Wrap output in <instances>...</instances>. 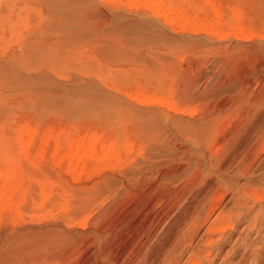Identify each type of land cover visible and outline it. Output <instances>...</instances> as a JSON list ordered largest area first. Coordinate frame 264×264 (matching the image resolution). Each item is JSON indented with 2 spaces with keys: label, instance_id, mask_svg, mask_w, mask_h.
I'll use <instances>...</instances> for the list:
<instances>
[{
  "label": "rangeland",
  "instance_id": "obj_1",
  "mask_svg": "<svg viewBox=\"0 0 264 264\" xmlns=\"http://www.w3.org/2000/svg\"><path fill=\"white\" fill-rule=\"evenodd\" d=\"M67 1L0 0V128L28 121L37 130L33 140L43 148L36 163L23 160L24 214H0V264H63L65 258L67 264H164L187 228L183 208H176L191 190L217 179L236 187L264 180L263 154L247 175L236 173L251 141L245 127L254 126L249 132L255 134L264 125V0H166L183 6L190 22L181 29L125 0ZM194 17L212 24L219 35L193 31L199 25L191 22ZM249 32L248 38L234 37ZM141 88L165 95L170 89L168 96L173 94L182 109L137 102ZM213 119L224 126L217 142L206 148L198 142L197 124ZM48 125L55 127L53 134L101 130L120 144L131 140L134 147L115 165L97 161L74 176L65 168L66 158L58 160L65 143L56 146ZM207 157L221 159L224 170L200 177L198 165ZM39 175L58 188L44 206L51 212L47 208L49 213L34 216ZM59 194L69 201V211L88 199L81 215L85 225L65 222L63 211L54 210ZM255 211L241 218L224 247L227 251L238 234L249 235L254 244L242 264H264V210ZM250 220L255 228L243 229ZM89 240L91 249L83 244ZM94 250L109 254V261L102 262Z\"/></svg>",
  "mask_w": 264,
  "mask_h": 264
},
{
  "label": "bare ground",
  "instance_id": "obj_2",
  "mask_svg": "<svg viewBox=\"0 0 264 264\" xmlns=\"http://www.w3.org/2000/svg\"><path fill=\"white\" fill-rule=\"evenodd\" d=\"M125 2H127V4L129 6L130 5L131 6L132 5L137 6V7L142 6L145 9H149L150 12H152L155 16L160 17L161 19L164 20V22L168 23V25L170 24L173 28L181 29L185 26L186 23L190 22L189 19H186L188 17H185V15H184L185 11H184L183 6L179 3L173 4L169 1L167 2L166 0H125ZM75 3H76V1H75ZM67 4L72 5L71 3H69V1H67ZM60 5H62V4H60ZM57 6H58V3H57ZM64 6H66V4ZM75 6L74 7L72 6V7L75 8ZM72 7H70V8H72ZM214 8H216V7H214ZM67 9H69V8H67ZM215 10H217V9H215ZM234 15H235V13H234ZM237 21H238V19H237ZM191 22L192 23L199 22V25H196V27H192L193 28L192 30L195 32L198 30H201V31L208 32V33H214L217 36L220 33V32L218 33V30H215L213 28L212 24L211 25H205L203 18L194 17L191 20ZM1 25H2V23H1ZM155 33L156 32L153 29H151V32H150L151 35L149 33L148 34L153 39L154 37H156ZM251 34L252 33H250V32L239 34V35L237 33H235L234 37L237 39H243V38L250 37ZM150 36H149V38H150ZM164 39H166V38H164ZM169 90L167 91L168 95L170 93ZM168 95H165L162 92H157V90H154V89H152L150 91L149 90L146 91V88L145 89L141 88L140 91L137 92V95L134 97V99L137 102L143 103V104L144 103H146V104L151 103V104L164 105L167 110H172V111L177 110L178 111L179 109H182L178 106V101L176 103V101L174 100L175 98L171 97L173 94L172 95L170 94L171 96H168ZM140 114H142V113H140ZM150 114L153 115L152 113H150ZM144 117L146 118L145 115H144ZM142 118H143V116H142ZM157 118H159V117H157ZM148 119L151 120L152 118L151 119L148 118ZM157 120H159V119H157ZM217 121L218 120L213 119L211 121H205L204 123H202V125L200 124L201 126L199 124H197L199 126L198 131H196V136H197L198 142L200 140L201 142H203V144L205 143L204 146L206 145L205 146L206 148L207 147L211 148L214 145V143L217 142V138L219 137V131L224 126V125L222 126V125L218 124ZM158 122L159 121H146L147 124H156V125H158ZM178 122H179V120H178ZM184 122L185 121H183V123ZM186 122H188V120H186ZM183 123H181V125ZM197 123H199V122H197ZM183 125H187V124H183ZM250 125L251 124H249L248 126L245 127L244 132H246V136L249 134V140H251V141L249 142V144L247 143V146L245 145L246 148H244L243 152L241 153L240 160H239L238 164L236 165L237 166L236 173H238L241 176L247 175V173L249 172V169L252 167V165H254L255 161L261 156V154L264 155V125L260 126V128L257 126L258 127L257 131H256V129L254 130V131H256L255 134L252 132H249L250 128L254 127V126H250ZM195 127L193 126V128L195 130H197V127L196 128ZM235 127H237V126H235ZM235 127H233V128H235ZM46 128H47L46 131L49 133L48 135L53 136L52 138H53L57 147L59 146L60 142L63 141L65 143V147L63 148L62 153L59 155L58 160L65 157L66 158L65 168L67 171H70L71 173H73L74 176L80 175L81 172H84L87 169L94 167L97 161L111 160V162L113 164L114 163L117 164L118 162H120L125 157L124 155H128L129 152L134 147V145H133L134 143H132V141L127 139L126 137H125L126 139L124 141L122 140L123 142H121V144H120V142H117V140L112 139L113 136L110 137L111 139H109V136L106 137L105 133L103 134V132L101 130L100 131L83 130V128L79 127V128H81V130L79 129L80 135L77 136L78 130L75 131L77 133H75L73 131V134H72L71 133L72 131H68V130L63 129V130H60V132L58 134H53V132H54L53 128H55V127H53V125H48V127L46 126ZM222 130H221V132H222ZM231 130L233 133L234 129H231ZM229 132H230V130H229ZM237 132H238V130H237ZM225 133H227V132H225ZM36 134H37L36 127L34 125H31L30 123H28V121H21L20 123H13L12 127L7 128V130L4 128H0V214L3 211H13L17 216H22L25 212V211H23L24 210L23 209L24 208L23 207V203H24L23 201H25L23 197H24V193L26 192L28 187L25 185L23 178H22V175L24 173V169L22 167L25 166V164H24V166H22V164H23V160H24V163H25V161H28V162L30 161L31 163H33V162L36 163L37 161H39L38 158L41 157V155H42V149L43 148L40 146L41 142L36 143L33 140V138ZM74 134H75V136H74ZM106 135H108V134L106 133ZM242 135H243V133H242ZM252 135H253V137H252ZM48 137H50V136H48ZM48 137L47 136L44 137L42 139V143H45L47 141ZM7 138L9 139V141H10V139H12V141L8 143ZM6 142H7V144H6ZM123 152H125V154L122 156L121 154ZM203 154H201V155H203ZM201 158L203 159L204 157L201 156ZM219 160H221V159L218 158V160H217V159L212 158V157H209L207 161L203 160L202 161L203 163L201 164V166L198 165V171H197L198 175L201 177L204 172H205L204 174H206V172L208 173L209 171H214V172L223 171L225 166L223 167L222 166L223 162L219 161ZM196 167H197V165H196ZM261 172L264 174V169H262ZM210 173H212V172H210ZM39 176H38V179L36 182L37 183V185H36L37 191L36 192L39 196L38 198L40 201H38V203H37V210L33 209V211H31V213H33L34 216L35 215L41 216L44 214L43 212L47 211V208H49L50 206L45 207L46 210L44 209V206H45L46 202L50 199V196L52 197V193L54 191H57L56 189L58 188V187L57 188L55 187L54 183L50 184L48 182L49 180L48 179L46 180L45 175L40 176V178H39ZM48 183H49V185H48ZM198 184L200 185V183H198ZM234 184L235 185L233 186L232 182L228 181L226 179H221L219 181L217 179L215 184H211L208 187H206L205 189H200L201 191L198 190L197 187L195 189L196 192H193L191 190V193H189L190 197H186L184 202L183 201L179 202V204H178L179 206L177 205L178 207L176 209L183 208V210L182 209L181 210L185 214L184 217L187 218V221H186L187 228L181 232V235L173 243L174 246L172 248V251L168 254L167 259L165 257L166 262L164 264H177V263H179V264H242L244 262L245 257H246L245 254L249 252V248L254 244L252 239L248 238L249 235L245 238H242L241 234H238L239 236H237L233 239L231 247L227 251H224V247L226 246L227 243H229L232 240V238H233L232 233L234 231H237L236 227L240 223V220L243 216H246L252 209H255V208H256V211H255L256 215L260 214V212H262L264 210V180L260 181V183H258L259 185H257V186H251L250 184L246 183L244 186L240 185L239 187L238 186L236 187L237 183H234ZM199 185H198V188L200 187ZM54 188H56V189H54ZM62 189L63 188L60 189V192H64V190H62ZM156 189H157V187H156ZM102 190L104 191L103 188L99 189V191H102ZM97 193L98 192H96V191L91 192V194H93V195L97 194ZM59 195L61 197V200H59L56 203L55 206L57 208L54 210L59 211V209H60L63 211L64 217H65V222H69V223L74 222V223H76V225H78L80 227L85 225L86 219L81 217V215L84 212L86 201L88 199L82 198L80 200V201H82V204L77 203L72 208L73 210L69 211V210H67L68 206H69V201L66 199H63V196L61 194H59ZM227 196H228V199H226L225 203L223 204L222 201H224V199ZM33 199L34 198H32V200ZM228 201L232 202L231 206H227L226 202H228ZM35 202L36 201H34V203ZM180 203H181V206H180ZM34 206H35V204H34ZM53 208H55V207H53ZM176 209L174 212L178 211V210L176 211ZM50 212H51V209H50ZM170 215H172V214H170ZM254 217H255V215H254ZM252 226H254V228H255L254 223L250 220L248 223H246L244 225L243 229L250 228V230H253L254 228H252ZM241 230H242V228H241ZM96 231H98V230H96ZM80 235H81V233H80ZM62 236H65V235H62ZM259 238L261 239L260 236H259ZM61 239H63V238H61ZM244 239H246V240H244ZM63 241L64 242L66 241V243L69 242L67 239L63 240ZM63 241H59L58 243L63 242ZM75 241H73V242H75ZM247 242H249L248 245H247ZM76 243L79 244V242H77V241H76ZM22 244H24V241L22 242ZM83 244L86 245V247H88L89 249L92 248V247H90L91 245L93 246L92 240H89L87 242L85 241V242H83ZM77 245L74 244V248ZM245 245H247V247L248 246L249 247L247 248V247H245ZM66 246H67V244H66ZM242 248H243V250H242ZM73 249H71V251ZM168 250H169V248H168ZM71 251L69 250V253ZM94 251L97 252V255L102 259V262L103 261H106V262L109 261L108 260L109 254L104 255V252H102L101 250H99V251L94 250ZM94 251H92V252L94 253ZM73 252H75V250H73L71 253H73ZM185 252H186V255L184 257L183 254H185ZM71 255L69 254L68 257H70ZM182 255H183V257H181ZM236 255L239 256V258L236 259V257H235ZM144 256H146V255H144ZM67 260L68 259L65 258L61 262L63 264L64 263L67 264L68 263ZM109 262L113 264L116 261L113 260V261H109ZM15 264H20V262L16 261ZM98 264H100V263H98Z\"/></svg>",
  "mask_w": 264,
  "mask_h": 264
}]
</instances>
